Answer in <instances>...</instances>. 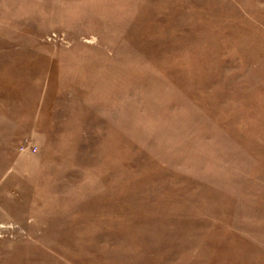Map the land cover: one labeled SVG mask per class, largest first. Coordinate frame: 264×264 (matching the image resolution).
Wrapping results in <instances>:
<instances>
[{
    "label": "rangeland",
    "instance_id": "rangeland-1",
    "mask_svg": "<svg viewBox=\"0 0 264 264\" xmlns=\"http://www.w3.org/2000/svg\"><path fill=\"white\" fill-rule=\"evenodd\" d=\"M0 264H264V0H0Z\"/></svg>",
    "mask_w": 264,
    "mask_h": 264
},
{
    "label": "built area",
    "instance_id": "built-area-1",
    "mask_svg": "<svg viewBox=\"0 0 264 264\" xmlns=\"http://www.w3.org/2000/svg\"><path fill=\"white\" fill-rule=\"evenodd\" d=\"M23 149H24V147L21 148V150H23Z\"/></svg>",
    "mask_w": 264,
    "mask_h": 264
}]
</instances>
